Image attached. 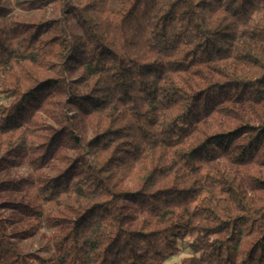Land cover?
I'll use <instances>...</instances> for the list:
<instances>
[{"label": "trees", "instance_id": "1", "mask_svg": "<svg viewBox=\"0 0 264 264\" xmlns=\"http://www.w3.org/2000/svg\"><path fill=\"white\" fill-rule=\"evenodd\" d=\"M47 1L0 0V264H264V0Z\"/></svg>", "mask_w": 264, "mask_h": 264}, {"label": "rangeland", "instance_id": "2", "mask_svg": "<svg viewBox=\"0 0 264 264\" xmlns=\"http://www.w3.org/2000/svg\"><path fill=\"white\" fill-rule=\"evenodd\" d=\"M58 15V7L57 0H48L42 11H22V10H14L13 16L19 18L28 19L30 17L35 18H53ZM4 100L3 97L0 96V102ZM31 174V170L27 167H22L18 171V175L27 177ZM49 233L46 229H41L40 232L32 238L22 241V247L24 252H26L31 258H43L50 254L51 247L48 244L45 234ZM181 252L178 256L171 258L165 264H178L180 260L187 256L189 250L186 248L185 244H180Z\"/></svg>", "mask_w": 264, "mask_h": 264}]
</instances>
